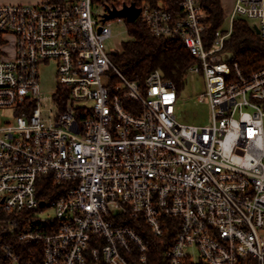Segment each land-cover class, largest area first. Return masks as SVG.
<instances>
[{
  "label": "built area",
  "instance_id": "2783aa9c",
  "mask_svg": "<svg viewBox=\"0 0 264 264\" xmlns=\"http://www.w3.org/2000/svg\"><path fill=\"white\" fill-rule=\"evenodd\" d=\"M132 6L154 37L180 39L198 60L188 74L205 80L211 125L177 121L180 94L160 70L140 83L112 62L106 17ZM180 6L0 5V264H148L151 245L126 216L162 239L168 264H264V68L246 75L224 52L238 18L264 38V0H237L211 49L200 1ZM50 61L59 86L45 118L39 66ZM47 179L68 189L44 200Z\"/></svg>",
  "mask_w": 264,
  "mask_h": 264
},
{
  "label": "trees",
  "instance_id": "16d2710c",
  "mask_svg": "<svg viewBox=\"0 0 264 264\" xmlns=\"http://www.w3.org/2000/svg\"><path fill=\"white\" fill-rule=\"evenodd\" d=\"M154 5L162 4L163 8L176 15L181 12V0H152ZM204 18V41L211 49L220 31L228 33L225 29V18L222 0H199ZM128 32L131 40L122 44L120 52L112 53V62L125 78L133 81L145 82L147 76L160 70L168 82H172L181 95L185 88L188 71L198 63L187 46L180 39L154 37L147 25L139 19L134 24L128 23ZM224 52L228 54L233 63H238L241 70L247 75L264 68V38L256 33L251 23L246 18H238L233 24V32L225 41ZM60 96L67 95L62 91ZM68 96V95H67ZM68 189L67 184H55L47 179L40 185V198L53 201L64 194ZM168 231L164 240L171 244L176 238L175 229L178 219H165ZM126 226L133 227L143 237L145 243L151 245L148 264H168L165 258V247L162 239L155 237L148 226L125 217ZM33 258L30 252L24 254V260ZM135 264H138L136 262Z\"/></svg>",
  "mask_w": 264,
  "mask_h": 264
},
{
  "label": "rangeland",
  "instance_id": "374dc122",
  "mask_svg": "<svg viewBox=\"0 0 264 264\" xmlns=\"http://www.w3.org/2000/svg\"><path fill=\"white\" fill-rule=\"evenodd\" d=\"M30 3V0H0L2 4H26ZM230 1L224 3L225 8L223 12L226 15H230L232 8H229ZM105 8L101 4L95 5V11L99 17L105 12ZM111 30L112 37L107 41V48L112 56V53L120 52L121 46L126 41L131 40V36L128 32V22H119L117 19L112 21ZM229 21L225 20V29L228 30ZM15 42L11 39V43L5 46V50L9 53H13ZM58 65L55 62L50 61L47 64H41L39 66V81L41 83V93L44 98L42 102V111L44 117L54 118L56 108L52 103V98L55 90L59 86ZM205 80L203 77L187 74L184 92L180 95L177 102L176 117L177 121L184 125H194L198 127L209 126L212 124L211 121V108L208 103H199V97L205 91ZM4 113V112H2Z\"/></svg>",
  "mask_w": 264,
  "mask_h": 264
},
{
  "label": "water",
  "instance_id": "95a60500",
  "mask_svg": "<svg viewBox=\"0 0 264 264\" xmlns=\"http://www.w3.org/2000/svg\"><path fill=\"white\" fill-rule=\"evenodd\" d=\"M140 9H137L135 6L132 7H125L124 10L117 11L113 10L111 13L106 17L107 20L115 19V18H127L129 23H135L139 19ZM257 34H260V31L256 30Z\"/></svg>",
  "mask_w": 264,
  "mask_h": 264
},
{
  "label": "crops",
  "instance_id": "0c3cea01",
  "mask_svg": "<svg viewBox=\"0 0 264 264\" xmlns=\"http://www.w3.org/2000/svg\"><path fill=\"white\" fill-rule=\"evenodd\" d=\"M228 1H230V4H228L230 6L229 8H232L234 6V4L236 3L237 0H222V7L223 8H225L224 3L228 2Z\"/></svg>",
  "mask_w": 264,
  "mask_h": 264
}]
</instances>
